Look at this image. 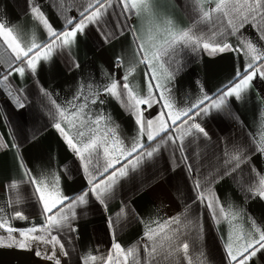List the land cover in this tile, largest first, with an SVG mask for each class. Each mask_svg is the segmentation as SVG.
Wrapping results in <instances>:
<instances>
[{"label": "snow or ice", "instance_id": "obj_1", "mask_svg": "<svg viewBox=\"0 0 264 264\" xmlns=\"http://www.w3.org/2000/svg\"><path fill=\"white\" fill-rule=\"evenodd\" d=\"M188 2L192 5L193 16L190 18L193 22L186 29L178 28L171 19H161L155 11L154 0H28V12L46 33L45 39H37L35 34L29 38L0 17V48L9 51L11 60L0 70V89L6 90L18 108H24L27 101L23 89L13 91L10 81L13 73L23 77L28 72L35 78L41 60L50 61L55 54L70 51L78 35L86 34L89 26L97 29L105 44L130 33L134 48V55L127 63L121 55L114 59V67L124 69L119 79L113 73L108 76L107 83L93 85L90 81L87 85L81 84L65 106L57 104L41 87L40 91L67 122V127L60 122L53 126L72 154V169L65 165L54 172L38 166L34 174L23 158L17 156L24 178L6 185V190L14 196L0 204V229L7 233L0 236V247L32 250V241L51 244L50 253H42L37 248L34 255L54 264H74L73 253L77 251L74 242L79 238L81 215L78 209H86L94 201L107 212L121 182L128 179L130 173H140L146 164H154L161 149L167 146L173 159H178L187 173L195 176L191 202L185 204L182 212L157 222L156 227L147 226L140 243L127 248L117 242L116 232L126 216L139 217L129 204H123L114 214L115 218L113 215L106 217L112 237L110 247L106 252H100L98 245L97 254L91 251L80 254L75 264H211L200 243L204 230L200 208L207 210L214 224L226 222L228 225L226 235L221 237V264H252L254 258L264 259V225L250 215L247 227L237 223L241 212L231 201H222L215 191L216 184L231 177L245 200H264V170L253 162L257 155L264 162V136L257 139L249 133L247 146L233 144L230 148H222L226 159L205 171H201L204 165L197 163L202 158L200 154L190 156L188 153L189 145L197 140H211L203 126V118L212 109L230 108L231 99L242 101L254 80H264V0ZM205 4H208L207 8ZM46 5L63 17L60 28L50 21ZM115 7H119L118 13L110 11ZM73 9L74 14L68 15ZM112 15L118 17L114 24L110 22ZM134 19L140 20L141 29L131 22ZM145 23L146 29L143 28ZM141 30L146 34L140 35ZM249 31L255 35V40L248 35ZM231 37H235V43L230 42ZM185 51H205L210 55L233 52L238 58L243 57V63L228 83L214 94L210 95L201 85V96L181 104L174 88L184 67L181 53ZM69 60L72 67H80L70 56ZM138 65L144 66L146 88L143 93L136 90L129 79ZM107 97L115 99L133 119L135 135L128 145L121 138L119 125L99 108ZM92 105L97 108L94 110ZM7 147L6 143H0V148ZM11 147L18 152L20 145L13 143ZM242 165H247V174ZM73 169L81 174L84 184L78 191L70 192L63 188L62 180ZM21 186L27 187L22 190ZM23 191L30 192L33 201L32 212L28 214L19 207L23 203ZM31 215L38 216L39 221L31 222ZM13 220L29 221L30 226L14 227ZM13 233H18L19 238ZM57 246L65 258L63 262L57 256Z\"/></svg>", "mask_w": 264, "mask_h": 264}, {"label": "crops", "instance_id": "obj_2", "mask_svg": "<svg viewBox=\"0 0 264 264\" xmlns=\"http://www.w3.org/2000/svg\"><path fill=\"white\" fill-rule=\"evenodd\" d=\"M154 4L155 11L161 19H171L180 29L192 26L193 21L190 18L193 16L192 5L188 0H154ZM204 6L207 8L208 4ZM28 7V0H0V17L21 29L29 38L35 34L37 39H45L46 33L37 26L28 12ZM45 10L53 25L60 28L63 17L47 5ZM110 11L118 13L120 9L115 7ZM67 14L73 15L74 9ZM117 19L116 15H112L110 22L114 24ZM131 22L136 24L138 30L141 29L139 19ZM143 28H147V23ZM139 34L143 36L146 33L141 30ZM248 35L255 40L253 33L249 31ZM130 39L131 34L125 33L110 44H105L97 29L89 26L86 34L78 35L77 42L70 51L57 53L50 61L41 60L35 78L28 72L23 77L13 73L10 77L13 91L15 88L23 89V96L27 101L24 108H18L11 102L6 90L0 89V143L8 145L7 148H0V204L6 203L14 196L13 192L6 190V185L10 181H21L24 178L17 156L23 158L34 174L38 166L50 168L54 172L61 170L65 165L72 169V154L53 126L56 122H60L63 127H67V122L59 116L51 100L40 91L41 87L50 93L51 99L57 104L65 106L81 84L87 85L90 81L93 85L107 83L108 76L113 73L119 79L124 74V69H116L114 59L117 55H121L127 63L128 58L134 55ZM230 42L235 43V37H231ZM69 56L79 63V68L71 66ZM181 56L184 67L176 78L174 88L177 100L181 104L195 101L201 96V85L210 95L214 94L218 88L228 83L236 68L243 63V57L238 58L233 52L210 55L205 51L199 53L185 51ZM8 63H11L9 51L0 48V70L6 68ZM143 67L138 65L136 72L129 78L134 88L141 93L146 88ZM84 91L87 94L86 88ZM91 107L94 110L97 108L96 105ZM99 108L119 125L121 138L124 139L125 145H128L135 135V126L130 114L112 97H107L105 104L100 105ZM262 112H264V80L261 79L253 81L252 87L244 94L242 101L233 98L230 108L212 109L210 114L203 118V126L211 140L200 139L188 147L190 156L199 153L202 157L197 160V163L204 165L201 171H205L209 166L223 163L226 157L222 155V148H230L233 144L247 146L250 142L249 133L257 139L264 136ZM235 117H238L242 123ZM13 143L20 145L18 152L11 147ZM253 162L257 168L264 170V162L258 155L253 157ZM242 168L247 174V165H242ZM194 179L195 176H190L178 159H173V154L167 146L162 148L161 155L154 164H146L140 173H130L129 178L121 182L115 198L108 204L107 212L94 201L90 202L86 209H78L81 215L78 220L79 238L74 242L77 250L73 253L74 264L80 254H86L88 251L97 254L98 245L100 252H106L112 240L106 217L113 215L115 218L114 214L123 204H129L139 218L130 215L123 218L116 232V240L125 248L139 244L147 226L156 227L157 222L182 212L185 204L191 202L190 197L194 195L191 191ZM83 184L81 174L74 169L70 175H64L62 180L63 188L70 192L78 191ZM21 187L23 190L27 186ZM215 191L222 201H231L233 207L241 212L237 223L247 227L246 221L250 215L264 225V200L259 198L245 200L231 177H225L216 184ZM23 197V203L19 207L25 210L26 214L31 213L33 201L30 192L23 191ZM192 207L195 209L196 206ZM199 217L204 226L200 243L208 254L211 264H221L223 254L221 237L226 235L228 225L226 222L214 224L204 208L199 209ZM39 219L36 215L30 216L31 222H38ZM11 223L14 227L30 226L29 221L13 220ZM6 235L5 230L0 229V236ZM13 235L19 238L18 233ZM31 243L32 250L0 247V264H54L53 261L34 255L37 248L42 253H50L51 244L36 241ZM56 252L63 262L65 258L58 246ZM252 264H264V259L254 258Z\"/></svg>", "mask_w": 264, "mask_h": 264}]
</instances>
